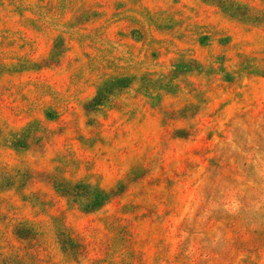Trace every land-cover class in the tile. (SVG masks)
<instances>
[{
	"label": "rangeland",
	"instance_id": "obj_1",
	"mask_svg": "<svg viewBox=\"0 0 264 264\" xmlns=\"http://www.w3.org/2000/svg\"><path fill=\"white\" fill-rule=\"evenodd\" d=\"M259 16L264 0H0V264H264Z\"/></svg>",
	"mask_w": 264,
	"mask_h": 264
},
{
	"label": "trees",
	"instance_id": "obj_2",
	"mask_svg": "<svg viewBox=\"0 0 264 264\" xmlns=\"http://www.w3.org/2000/svg\"><path fill=\"white\" fill-rule=\"evenodd\" d=\"M228 1H231V0H228ZM254 8L250 7L248 8L246 11H247V15L251 16V17H254V12H253ZM260 19H262L264 21V16L260 17ZM116 86L118 88H121V89H125L127 88L126 85L124 84V81L123 80H120V79H113L109 82H106L104 85H102L98 91L96 92V96H95V99H94V103L95 105H101L103 104L102 101H103V95L104 93H108V92H112V88ZM76 188V186L74 187H71L70 190L68 191H73V189ZM86 199L89 201V203L92 205V209H96V206H98L99 204V207L101 206H104V204H106L107 200H108V196L106 194V192L98 189V188H91V191L90 193L87 195ZM21 230L24 232V233H27V234H31L32 231H30V229L26 228V227H22ZM20 231V229L18 230ZM61 242V241H60ZM61 245L64 247V248H68V247H75L74 243L72 240H69V241H66V240H63L61 242Z\"/></svg>",
	"mask_w": 264,
	"mask_h": 264
}]
</instances>
